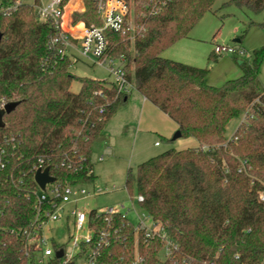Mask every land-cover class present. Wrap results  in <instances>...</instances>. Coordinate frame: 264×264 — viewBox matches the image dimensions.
<instances>
[{
    "label": "trees",
    "instance_id": "1",
    "mask_svg": "<svg viewBox=\"0 0 264 264\" xmlns=\"http://www.w3.org/2000/svg\"><path fill=\"white\" fill-rule=\"evenodd\" d=\"M215 1L134 0V41L106 30L111 54L123 58L138 90L178 124L180 137L199 144L169 148L137 166L141 207L163 223L179 249L163 259L161 240L146 241L142 235L136 246L132 225L115 214L110 223L100 221L114 231L101 259L105 264H136L137 257V264H264V46L252 60L236 56L242 74L220 86L206 82L209 68L162 55L189 36ZM78 4L72 0L67 7L65 25ZM226 4L264 11V0ZM84 5L72 13L73 23L101 25L96 1ZM0 35V109L16 103L3 113L0 127V148L6 152L0 168V264H29L20 230L34 215L38 161L45 160L59 184L93 183L96 175L88 172L94 168V143L128 94L108 79L73 74L76 62L62 42L53 41L54 23L39 19L27 1L0 17ZM218 55L213 50L208 59ZM74 80L80 82L78 92L71 90ZM235 118L238 124L228 136ZM131 179L129 171L130 190Z\"/></svg>",
    "mask_w": 264,
    "mask_h": 264
},
{
    "label": "built area",
    "instance_id": "2",
    "mask_svg": "<svg viewBox=\"0 0 264 264\" xmlns=\"http://www.w3.org/2000/svg\"><path fill=\"white\" fill-rule=\"evenodd\" d=\"M95 1L102 24L87 25L83 21L73 23L72 20L73 29L79 32L76 36L65 26L68 4H64V0H51L47 5H43L41 0H32L29 3L33 5L39 19L54 23L57 35L53 41L62 42L73 61L84 60L106 66L110 75L108 79L110 85L119 92L128 93L134 85L123 58L111 54L106 30L128 35L133 42L136 25L129 18L131 5L128 0ZM20 2L21 0H16L9 5L0 2V17L11 14L18 8ZM213 50L219 55L244 56V50L241 47L229 44L216 43ZM247 113L249 116L252 115L251 108L247 110ZM246 117L244 120H247ZM5 140L9 139L5 138ZM5 155V150L0 148V168L6 165ZM102 159L103 157H100V160ZM67 167L71 169L72 164L69 163ZM35 168L36 172L39 169L44 170L45 160L40 158ZM88 173L95 174L94 168L89 169ZM85 185V183L62 185L56 180L48 183L45 189L38 185L35 193L34 215L29 224L20 230L23 255L29 264H105V261L101 259L104 249L112 242L114 231L110 227L101 225L100 221L103 218L105 222L110 223L115 214H121L122 218L132 225L136 246L139 236L142 235L146 241L153 238L161 240L162 245L158 254L163 259L172 257L173 252L179 249V243L170 237L160 220L155 219L146 210L138 213L134 200L140 204L144 200L143 195L138 194L135 198L131 196L129 206L121 204L104 209L80 208L79 204L82 200L94 195ZM96 193L100 194L101 190ZM262 199L264 200V192ZM93 211L94 215L91 214ZM131 211H135L136 221L128 216ZM60 236L63 238H59ZM59 251H62L61 255H58ZM138 261L139 257L136 258L135 263L137 264ZM184 261V264H190L189 260Z\"/></svg>",
    "mask_w": 264,
    "mask_h": 264
},
{
    "label": "rangeland",
    "instance_id": "3",
    "mask_svg": "<svg viewBox=\"0 0 264 264\" xmlns=\"http://www.w3.org/2000/svg\"><path fill=\"white\" fill-rule=\"evenodd\" d=\"M27 1L31 2L32 0ZM50 1L41 0V3L47 5ZM228 1L216 0L212 10L207 12L190 32V36H197L196 38H198L191 42L193 43V47L191 46L190 50L198 54V58L196 59V61L200 62L198 66L209 68V72L206 75V82L215 86H220L229 79L239 77L242 74V70L234 54L218 55L215 56L214 60L210 61L208 56L214 49V43L241 47L244 50V56H240L239 59L247 60H252L253 52L264 46V25L259 24L264 22V11L255 14L247 9L239 8L234 4H226ZM128 2L131 5L129 18L136 25L134 13L135 2L134 0H128ZM251 21L255 23L250 24ZM239 38L240 40H238ZM71 72L77 76H90L97 79L110 78L106 66L93 64L84 60L77 61L71 67ZM260 79L264 86V61L261 66ZM133 84L134 82H132ZM79 89L80 82L74 80L71 90L78 92ZM134 114L131 113L128 116L132 118ZM238 121L239 118L230 121L227 128L228 136L233 133ZM130 128L133 132L131 131L128 136H120L116 138V141H112L114 143H112L113 145H111L110 151L108 153L105 152L107 156L104 161L97 160L99 153L93 152L92 161L97 177L93 183L86 184L85 187L94 195L82 200L79 204L80 208L104 209L110 206H120L121 204L129 206L131 204L130 197L133 196L135 198L138 195V164L172 147L176 149L190 147L194 139L193 137H179L169 142L168 139L173 137L177 129L170 133H167V129L163 128H161L162 130L159 129L158 133H143L138 130V123L135 120L131 123ZM162 136H165L167 139L165 137L164 139ZM156 142H160V145H156ZM112 146L114 149H112ZM129 171H131L132 177L131 190L126 185V178ZM99 190H101V193H96ZM134 205L138 213L145 212L136 200H134ZM123 211L127 212L126 209H123ZM128 216L133 221L137 219L135 211H131ZM59 238L62 239L63 236Z\"/></svg>",
    "mask_w": 264,
    "mask_h": 264
},
{
    "label": "crops",
    "instance_id": "4",
    "mask_svg": "<svg viewBox=\"0 0 264 264\" xmlns=\"http://www.w3.org/2000/svg\"><path fill=\"white\" fill-rule=\"evenodd\" d=\"M72 0L69 2L67 7L71 4ZM79 8L71 9L68 13V20L66 23L67 29H73L72 23V13L75 10L83 11L85 8L83 0H79ZM70 15V16H69ZM66 22V20H65ZM197 36H189L180 39L175 44L167 48L163 53V56L188 63L191 65L198 66L200 62L196 61L198 54L193 53L190 50V47H193L194 40H197ZM214 40V38H213ZM216 43H214L215 45ZM133 82V81H132ZM134 85V84H133ZM128 97L125 103L121 104L117 109V112L114 116L108 121L105 128L103 129L102 134L95 141L93 146V152L99 153L97 160L100 161V157H103L102 161L105 160L108 151H110L111 145H113V140L116 141L117 137L128 136L131 133V123L133 120L138 123V130L143 133L154 132L158 133L159 129H167V133L177 129L172 138L168 139L175 140L180 136L176 137V134L179 132L178 124L164 111H162L158 106L151 102L146 96H144L134 85L127 93ZM131 113H135L134 117L128 116ZM133 132V131H132ZM138 137V136H137ZM163 138L165 136H162ZM166 138V137H165ZM164 138V139H165ZM167 139V138H166ZM157 143V142H156ZM155 143V144H156ZM199 143L196 139H193L190 146H197ZM157 145V144H156ZM160 144H158L159 146ZM112 149L114 147L112 146ZM106 152V153H105ZM93 154V153H92ZM146 160V159H145ZM95 172V171H94ZM96 175V173H95ZM97 177V176H96Z\"/></svg>",
    "mask_w": 264,
    "mask_h": 264
},
{
    "label": "water",
    "instance_id": "5",
    "mask_svg": "<svg viewBox=\"0 0 264 264\" xmlns=\"http://www.w3.org/2000/svg\"><path fill=\"white\" fill-rule=\"evenodd\" d=\"M1 38V35H0ZM16 106V103H7L4 105L3 109H0V127H3L5 123L2 120V115L4 112L9 113L14 107ZM180 136V132L176 134V137ZM35 180L38 183V185L45 189L46 185L48 183H52L55 181V177L50 174L49 167H46L44 170L39 169L35 174ZM62 251L58 252V255H61Z\"/></svg>",
    "mask_w": 264,
    "mask_h": 264
}]
</instances>
